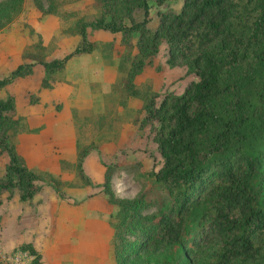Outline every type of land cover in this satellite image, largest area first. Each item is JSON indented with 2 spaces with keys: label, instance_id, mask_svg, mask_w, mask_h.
<instances>
[{
  "label": "trees",
  "instance_id": "1",
  "mask_svg": "<svg viewBox=\"0 0 264 264\" xmlns=\"http://www.w3.org/2000/svg\"><path fill=\"white\" fill-rule=\"evenodd\" d=\"M165 1L93 0V15L72 19V31L80 35L72 50L18 63L0 77V88L31 73L34 62L51 74L71 57L92 51L96 43L87 37L88 27L120 32L122 88L126 96L141 98L144 115L134 119L150 123L161 163L153 170L160 189L156 198L145 192L117 195L110 166L104 172L101 196L115 205L108 220L113 263L264 264V0H182L177 10L157 9L156 24L149 26L152 2ZM24 3L0 0V30ZM34 3L44 12H57V0H47L46 7L42 0ZM137 9L141 19L134 16ZM161 45L167 63L184 64L197 79L157 101L155 93L142 95L134 81ZM16 110L13 94L0 99V153L8 157L0 203L3 193L5 199L17 193L31 202L40 188V175L10 140L20 122ZM97 146L94 140L76 139L75 160L59 156L61 169L73 168L90 182L83 160ZM49 175V183L63 194L61 181ZM18 249L32 255L31 264H39L33 242H22Z\"/></svg>",
  "mask_w": 264,
  "mask_h": 264
},
{
  "label": "rangeland",
  "instance_id": "2",
  "mask_svg": "<svg viewBox=\"0 0 264 264\" xmlns=\"http://www.w3.org/2000/svg\"><path fill=\"white\" fill-rule=\"evenodd\" d=\"M42 1L46 7L47 0ZM181 2L167 0L161 5L152 2L149 26L156 24L157 9L167 7L177 10ZM57 3L56 13L44 12L34 0H25L21 13L0 30V77L7 75L20 62H32L41 56L61 57L78 44L80 35L72 31V19L79 15H93L96 11L93 0H57ZM134 16L141 19L142 10L137 9ZM136 34L133 37L135 40ZM87 37L96 43L95 48L71 57L62 69L50 74L41 63L34 62L31 73L16 77L0 88V99L9 94L15 97L20 122L12 129L10 140L15 141L16 149L23 158L22 152L25 154L27 165L40 175L37 182L44 186L43 196L53 193L49 174L61 181L60 191L63 194L60 195L57 190L61 204L51 203L48 211H56L63 219L69 220L63 224L60 221L62 225L57 227L58 221L48 220L56 215H42L45 218L42 226L49 231L55 226L54 230L59 231L61 237L56 240V249L49 248L47 260L39 264H114L110 247L113 229L104 216L106 211L103 213L95 208V214L87 217L86 222L83 217L77 219L85 208L92 207L87 203L92 198L86 195H96L103 189V176L98 170L100 164L104 172L110 166L111 186L117 195L133 197L145 192L146 197L156 198L160 190L153 170L159 167L161 157L148 131L150 123L140 125L135 122L144 115L140 109L141 98L126 96L127 92L121 84L123 73L118 70V64L125 48L121 43V33L88 27ZM165 56L166 49L161 45L153 61L137 74L134 81L142 95L155 93L157 101L165 93H180L186 83L197 79L184 64H169ZM72 128L75 141L87 144L94 140L99 145V149L92 150L83 163V171L90 180L88 183L73 168L61 169L60 165L61 172L52 173L37 164L31 165L38 163L39 149L44 151L47 148L51 152L56 141L63 140L61 137L65 138L67 146L69 141L66 138ZM58 130H62L63 134L59 132L62 135L54 137ZM56 153L57 158L61 156L73 161L69 158L70 152ZM7 159L6 152L0 153V177L4 174ZM29 159L31 162L26 161ZM100 179L102 181L99 182ZM76 187H80L78 196L71 197L70 192L74 193ZM83 187H86V193ZM80 191L86 195L79 196ZM4 194L0 203L3 232L7 236L14 232L11 238L16 241L33 235L32 228L36 222L30 219L29 223L26 218H18L20 205L17 202L15 206L11 198L5 199ZM111 208V211L114 210L115 205L112 204ZM150 209L154 211L155 206ZM48 242L51 243V239ZM13 251L4 253L7 255Z\"/></svg>",
  "mask_w": 264,
  "mask_h": 264
},
{
  "label": "crops",
  "instance_id": "3",
  "mask_svg": "<svg viewBox=\"0 0 264 264\" xmlns=\"http://www.w3.org/2000/svg\"><path fill=\"white\" fill-rule=\"evenodd\" d=\"M103 88L106 89L105 84H103ZM57 128H58V126H57ZM73 129L74 128H72V129H70V131H68L70 134V137L68 134L67 138H66V140L69 141L67 143L68 148H67L66 144H64L65 138L61 137L63 140H57L56 145L51 152H49V150H47V148H44V151H42V149H39L38 156H37L39 161H38V163H33L31 165L37 164L39 167H41V168L43 167V169H47L48 171H50L52 173L61 172V169L59 168L60 164L58 165L56 163V158H57L56 152L57 151H61L63 153H64V151L70 152L69 158H71L74 161L75 156H76V141L74 138V130ZM44 131H46V130H44ZM59 132H62V130H58L54 137H56L57 134L60 135ZM62 134H63V132H62ZM54 149H55V151H54ZM97 149H99V147ZM92 150H95V149H91L87 153V155L85 156V158L83 160V163L85 162V159H87L90 156L89 154L91 153ZM22 154H23L24 158L27 159V157L25 156V154L23 152H22ZM57 160H58V158H57ZM26 161L31 162L30 159L26 160ZM39 163L41 164V166L39 165ZM84 165H85V167L87 166L86 164H84ZM98 170H99V174L101 176H103V180H104V174H103L104 169L102 168L101 164H100V168H98ZM98 170H95V172L98 173ZM98 181L100 182V181H102V179H100ZM50 185L52 187V188L50 187V190H52L53 193H50V195H48V196H45V195L43 196V193H45L44 186L40 185L38 192L35 194V196L32 199L34 204H32V201L30 202V201L20 200L17 193H15L11 197L15 206H16L17 202H18V205H20V208L18 211V218H22V219L26 218V219H28L29 223L31 222L30 221V219H31L32 221L36 222V224H34V226L32 228V230H33L32 234L33 235H31L25 239L16 241L15 239L11 238L15 235V233L14 232L8 233L9 235L7 236L6 235L7 233L5 234V232H3L4 227L0 223V254L7 252V251H10L12 249H14V250L18 249L19 244L22 242L31 241V242H33V244L35 245V247L37 248V250L41 254V258H40V262H41V261L47 260L46 259V252H48L49 248L56 249L57 244H58V242L56 240H60L61 233L59 231L54 230L55 226L60 227L65 221H68L69 219H63V216H61V214H59L56 211H48V208L50 207L49 205L51 203H52V205L56 202L61 204L59 201L60 196L57 193L58 191L55 189V187L52 184H50ZM83 188H84V192L86 193V191H85L86 187H83ZM78 189H80V187L74 188V193L70 192L71 197L76 198L78 196L77 195ZM52 191H46V192H52ZM84 192L80 191L79 196H81V194L86 195ZM86 196H88L89 198H92V199L87 200V203L90 204L92 207L91 208H85L83 210V213H80V215L78 216L79 218L77 217V219H80V217H83L85 219L84 222H86V218L87 217H93V215L95 214V211H96L95 208H97V210L100 212L106 211L105 213L104 212L103 213H104V216H106V220L108 222L109 214L111 212L110 208H111L112 204H109L104 198H102L101 193H98L96 195H86ZM68 198H70V197H68ZM64 200L69 201L67 199H64ZM71 200L73 201L72 198H71ZM100 208H102V211L100 210ZM52 209L56 210L57 208L52 207ZM48 213H50L51 215H56L55 217L49 218L48 219L49 221H58L57 222L58 225H55L51 228V230L53 232H51V230L50 231L47 230L48 228L42 226V220H45V218H42V215H45V214L47 215ZM15 215H16V210H15ZM60 221L62 223L61 225H60ZM45 231H47V232H45ZM50 236L53 238H50ZM49 239H51V243L48 242ZM25 264H31V257L27 258L25 260Z\"/></svg>",
  "mask_w": 264,
  "mask_h": 264
},
{
  "label": "built area",
  "instance_id": "4",
  "mask_svg": "<svg viewBox=\"0 0 264 264\" xmlns=\"http://www.w3.org/2000/svg\"><path fill=\"white\" fill-rule=\"evenodd\" d=\"M32 257L26 250L15 249L9 254H0L1 264H25L27 258Z\"/></svg>",
  "mask_w": 264,
  "mask_h": 264
}]
</instances>
